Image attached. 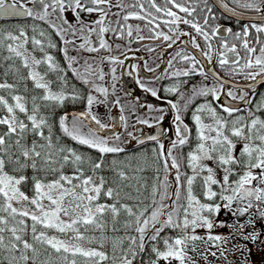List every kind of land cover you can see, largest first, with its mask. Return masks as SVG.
I'll return each instance as SVG.
<instances>
[{"label": "snow or ice", "instance_id": "6c2138e0", "mask_svg": "<svg viewBox=\"0 0 264 264\" xmlns=\"http://www.w3.org/2000/svg\"><path fill=\"white\" fill-rule=\"evenodd\" d=\"M199 2L205 5L199 9L206 13L203 16V25L181 17L172 10L178 9L187 17H192L197 7L189 4L188 0H164L163 7L157 5L155 0H148L150 9H154L155 13L163 12L164 16L170 18L163 20L162 23L176 36V39H173L172 36L160 31L156 32L153 38L162 37L163 41H170L168 47H171L180 36L190 35L188 32H177L172 26L179 23L189 25L198 36L203 37L207 50L202 54L211 61L213 45L210 41L218 35L220 27L217 25L209 31L205 30L209 20L215 17L212 15L213 10L208 0ZM232 2L239 8L254 12L256 17L264 22V0ZM29 4L33 6L29 7ZM168 5L172 8L167 7ZM221 7L233 16L239 15L234 8H229L227 3L222 2ZM113 8L118 11L112 12ZM129 8H139V11H127ZM68 11L74 14L75 23L70 22L65 16ZM81 13H97L99 18L85 23ZM122 13L126 14L121 15ZM109 16L116 19L107 20ZM11 17L43 21L53 29L63 43L60 51L63 53L67 68L61 67L46 51V48L57 47L50 34L46 35L44 31H39V36L47 40L45 48L42 39L36 38L35 35L29 37L22 26L18 29V34L0 31V48H6L9 53L4 59L12 61L19 59L21 67L28 70L27 76L19 75L20 68L9 65L5 76L12 72L18 77L17 82L30 80L33 89L40 92L39 95L31 96L29 108L25 96L14 94L15 84L6 81L0 83V90H8L13 102L9 103L8 99L0 95V109L6 113L0 117V126L6 129L0 134V253H7L5 257L7 264H108L109 261L111 264H134L146 251L149 242L154 257L150 258L149 264H158L161 260L167 264H173L174 261L177 264H196L188 253L189 249L196 251L198 241L206 245L200 255L207 260V255L214 257L217 255L216 251H210L213 247L224 256L227 249L222 245H226L237 235L253 242L259 239L260 233L255 231V225L257 221H264V119L256 113L264 112V95L255 104V111L249 107L246 115H234L240 112V109L229 106L222 108L227 116L220 115L211 101L198 105L192 112L197 143L195 148L187 153L188 171L185 172L181 171L185 158L182 155L178 156L176 150L183 149L189 144L190 129L184 123L181 112L188 108L195 97L211 96L213 101L218 99L219 89L206 85L198 89L194 87L191 96L185 98L184 94L180 95L179 100L184 101L182 106L179 100L169 101L171 109L175 112L173 117L175 139L172 140L171 147L165 150L164 145L160 143V136H166L167 130L160 131L159 135L147 136V140L156 141L158 145V148L153 149L152 162L156 166V175L149 191L148 184L141 182L143 177L129 176L125 171L128 169L134 173H142L148 166L146 160L137 161L135 168L132 161L137 158L134 157L126 158L125 161L116 158L107 160L109 154L115 156L123 152L124 148L117 143L121 139L119 134L113 133L111 140L100 134L108 129L109 125L92 112L93 106L105 104L109 95L106 87L92 79L95 77L103 81L104 72L87 60L82 65V71L74 67L78 63V58L70 55L68 48L75 46V40L79 38L83 42L74 47L76 52L84 50L95 53L109 49L105 34L111 32L115 33L117 38H122L124 25L120 23L121 19L124 22L130 18L147 20L145 27H148L157 17L152 11L144 8L141 0H133L131 4H126L124 0H0V18ZM113 23L117 26L113 27ZM32 31L37 32V25L32 26ZM135 31L139 33L141 29L137 27ZM224 31L230 34L234 41L239 42L245 56H240L237 43L229 45L227 39H222L220 44L222 50L218 52L220 67L236 65L241 71L249 69L245 74L246 79L252 81H256L257 77L264 79V41L260 38L264 35V23L246 24L235 33L231 28ZM253 31L257 34L255 44L259 47V55H256L257 49L249 40ZM93 34L98 41V47L93 45L91 39ZM132 35L133 29L129 25L127 36ZM69 36L72 38L69 39ZM136 39L143 40L145 37L138 35ZM29 42L32 45L31 52L26 48ZM192 44L200 49L196 36H192ZM37 50L42 53L41 58L34 55ZM228 53L233 54L231 60ZM176 56L182 61L191 62L193 66L184 70L177 69L170 73L171 76L187 77L197 71L195 65L199 61L194 55H182L177 52ZM103 59L112 64L124 63L115 56ZM241 59L246 61L243 65H240ZM168 64L171 67L172 61H168ZM41 65L46 66L44 73L38 71ZM147 70L155 71L152 68ZM235 70L232 69L233 72ZM66 71H71L76 79L90 89V92L86 98L87 111L72 114L71 118L68 113L61 115L58 120L59 129L63 136L76 144L99 153L97 159L78 152L74 147L61 144L60 137L54 139L53 123L49 122V116L42 114L44 110L54 114L67 100L81 99L74 86L70 92L67 90ZM198 71L200 75L206 76L202 68ZM111 72L115 81L116 69L112 68ZM49 73L56 74L55 82L47 79ZM213 76L216 74L213 73ZM216 79L221 78L217 76ZM53 83L59 84V90L53 89ZM137 83L153 97L157 96L155 89L146 87L139 80ZM220 87H223V83ZM178 90V86L175 85L165 88L166 93H177ZM93 91L104 96L105 100H98L92 94ZM228 95L251 105L247 94L237 97L234 92L229 91ZM115 103L119 104V100L117 99ZM147 108L149 113L158 111L160 114L137 119L136 122L152 127L154 121L158 126L164 120V110L153 109L151 105ZM121 112L123 113L122 106ZM205 118L212 122L205 123ZM120 120L125 122L124 127L127 129L126 117L123 114ZM86 121L88 123H85ZM29 135L33 137L30 145L25 142ZM128 135L131 136L132 133ZM138 142L142 144L144 140L138 139ZM66 167L72 169L71 174L65 173ZM29 170L31 176L28 175ZM173 170L174 180H170V173H173ZM105 171L113 173L112 180L103 175ZM161 171L163 176L160 175ZM49 176L52 179H49ZM131 180H135L136 184L126 183ZM197 181H200V196L194 191ZM29 183L31 196L22 190ZM129 188L133 189L135 195L126 191ZM222 210L235 217V222L228 224L226 221L218 220L217 217ZM246 215L248 219L243 224L239 223L240 218ZM218 227H229L232 234L230 236L214 234L213 230ZM249 227L253 231L246 233L245 229ZM199 229L205 230V234L199 235L197 232ZM29 231L31 242L25 238ZM49 231L59 235H49ZM166 231L177 234L162 236ZM161 242L163 250L158 246ZM108 245L111 246L110 255L105 250ZM78 257L82 260H78ZM0 264H5V260L0 259Z\"/></svg>", "mask_w": 264, "mask_h": 264}, {"label": "flooded vegetation", "instance_id": "af4514ba", "mask_svg": "<svg viewBox=\"0 0 264 264\" xmlns=\"http://www.w3.org/2000/svg\"><path fill=\"white\" fill-rule=\"evenodd\" d=\"M219 1L227 3L229 8H234L239 15L233 16L230 12L225 11L221 7ZM219 1L208 0V4L212 7L213 10L212 15L215 17V19L209 20V24L205 28V30L209 31L212 27H215L217 25H219L220 27L218 35L210 41L213 45V58L211 61H209L202 54L203 51L207 50L206 42L203 40V37L198 36L189 25L179 23L178 25L172 26L177 29V32H188L190 33V35L180 36L179 39L176 40V43L173 44L171 47H168L170 41H163L162 37L153 38L155 36V33L160 31H163L164 33L172 36L173 39H176V36L169 31L168 26H165L162 23L163 20L170 18L164 16L163 12L155 13L154 9H150L148 0H141V3L143 4L146 10L152 11L153 15L157 17L153 24L148 25V27H145L147 20L130 18L127 22H124L121 19L120 23L124 25L122 38H117V35L111 32L105 34V39L106 42L109 44V49L100 50L95 53H89L84 50L76 52L74 50V47H78V45L83 42L79 38L75 40V46H70L68 48L69 54L75 55L78 58V63L74 65V67H77L82 71V65L84 64V61L87 60L89 63L93 64L94 67H99L104 72L105 78L103 81H100L95 77H93L92 79L95 81V83L106 87L108 89L109 95L107 97L106 103L94 105L92 108V112L97 115L102 122L109 125V127L113 123L114 114L118 115L119 118L123 114L126 117L127 129H125L124 127L125 122L120 120V140H122V138L126 136L134 138L136 137V134H134L135 132H138V130L140 129L141 131H145V128L149 127L145 124H138L136 122L137 119L148 118L149 116H157L160 114L158 111H152L151 113H149V110L147 108L148 105H151L153 109H163L164 119L168 117L169 113L173 114L174 117L175 112L171 109L169 101L177 102L181 94H184L185 98L191 96L194 87L197 89L205 85L208 87H216L219 89V97L220 95L224 94L230 100L233 101H237L239 99H233L231 96H229V91L234 92L237 97H239V95L241 94H247V89L241 86L252 81L250 79L245 78V74L247 71H249V69H244L243 71H241L238 66L231 64L226 65L224 68H221L218 63V52L222 50L220 47L221 40L227 39L229 45H231L232 43H237V48L240 53V56L244 57L245 52L242 48L239 47V42L234 41L232 36L226 33L224 29L231 28L232 32L235 33L240 31L241 28L246 24H260L264 22L253 21L252 19L256 17V14L254 12L239 8L238 6L233 4L232 0ZM124 2L126 4H131L133 3V0H124ZM155 3L161 7L164 6V0H155ZM188 3L197 7V11L193 14L192 17H187L185 13L179 12L178 9L172 8L171 5H168L167 7L172 8V10L176 11L179 16L191 19L194 22H198L203 25V16L206 13L201 12L199 9L204 8L205 5L199 2V0H188ZM28 6L32 7L33 5L29 4ZM116 11H118V9H112V12ZM127 11L138 12L139 8H129L127 9ZM123 14L126 13H122L121 15ZM141 15H143V13H141ZM65 16L70 22L75 23L74 14H72L70 11L66 12ZM81 17L85 21V23H89L98 19L99 15L97 13H81ZM54 18L55 17H50V19ZM115 19L116 18L113 16H109L107 18V20L111 21H114ZM148 19H151V17H148ZM255 19L259 20L258 17H256ZM0 22H7L12 24L13 26H18V29L21 26L24 27L28 36L32 32V34H35L38 39H42L45 48L47 45V40L39 36V31H44L46 35L50 34L53 42L57 44V47L55 49L46 48V51L51 54L54 59L59 61L65 67V69L67 68L66 62L63 58V53L60 51V49L63 47L62 41H60L59 37L55 35L54 30L49 28L48 25L45 24L43 21H34L31 18L12 17L7 19L0 18ZM34 24L37 25L36 33H33L32 31V26ZM129 25L133 29L132 37L127 36V27ZM157 25L159 26L157 27ZM112 26L116 27L117 25L113 23ZM137 27L141 29L139 33L135 31ZM149 29H152V31H149ZM138 35L144 36L145 39L137 40L136 37ZM256 35L257 34L253 31L251 36L249 37V40L252 43V46L256 47L257 49L256 55H259V47L255 44ZM192 36H196V42L200 45V49H197L193 46ZM68 38L71 39L72 37L69 36ZM260 38L262 41H264V35H261ZM91 39L93 41V45L98 47V41L96 39L95 34H93ZM177 52H180L182 55H194L199 61V63L195 65L197 71L191 73L187 77L171 76L170 73L176 71L177 69L184 70L193 66L191 62L182 61L180 57L176 56ZM227 55L230 60L233 58L232 53H228ZM108 56H115L118 59L123 60V65L112 64L109 61L103 59ZM173 57L176 58L173 59ZM170 60L172 61L171 67L168 64V61ZM245 62L246 61L244 59H241L240 65H243ZM112 68L116 69L115 81L112 79ZM148 68L155 69V71L150 72L147 70ZM201 68L206 73V76L199 74L198 70ZM233 68L236 69L235 72L232 71ZM252 70L254 71L255 69ZM67 72L69 73V77L71 78V80L76 84V87L82 90L81 99L83 100L84 104L79 110L87 111L86 98L90 92V89L86 85L82 84L78 79H76L71 71ZM209 72L217 74L221 79L225 81L223 87H220L222 82L214 78ZM138 80L141 81L146 87L155 89L157 92V96L153 97L150 92H147L143 88H141L140 84L137 83ZM124 81H126L128 85L129 82L134 83L135 87L138 90L144 91L146 94L137 95L135 93L129 92L125 89ZM113 84H115V89H113ZM174 85L178 86L179 90L177 93L165 92V88L172 87ZM92 94L95 95L98 100H105V97L99 93L93 91ZM263 94L264 84L261 85L258 88L257 92L252 95L251 103L254 97H257L259 95L261 97V95ZM140 95H142V99L140 98ZM117 99L119 100V104L115 103ZM148 100L150 101L147 102ZM216 100L213 101L211 96L195 97L193 98L192 103L188 106V108L181 112V116L184 123L187 124L190 129L189 143H191L193 137L196 135L195 124L192 120V112L198 105L203 104L206 101H211L213 107L216 108L218 114L227 116V114L222 111V108L216 103ZM179 102L182 106L184 101L179 100ZM121 106L123 107V113L121 112ZM250 106L251 105H248V108L246 110L240 109V112L235 113L234 115H246L247 110ZM205 121L208 122L210 121V119L205 118ZM171 122V129L173 131V134L175 135L173 118ZM152 124L156 125L154 121H152ZM128 133H132V135L129 136ZM148 144H153L154 146L158 147L156 141L150 142ZM188 145L189 144L183 147L184 149H182V152L186 151ZM244 217L247 218L248 216L246 215ZM255 228L259 230V237L261 238L262 242H264V221H257Z\"/></svg>", "mask_w": 264, "mask_h": 264}, {"label": "trees", "instance_id": "16d2710c", "mask_svg": "<svg viewBox=\"0 0 264 264\" xmlns=\"http://www.w3.org/2000/svg\"><path fill=\"white\" fill-rule=\"evenodd\" d=\"M0 31H3L4 33L8 32V31H12V32L18 34L17 33L18 32V26H13L12 24L7 23V22H0ZM33 35H35V34H32V32H31L29 37H32ZM36 38H38V37L36 36ZM27 45L32 50L31 43L29 42V44H27ZM8 55H9V53L6 51V48H0V83H3V82L6 81L8 83L15 84L16 85V92L14 94H19V95L25 96L28 99V106L30 108L31 107V96L32 95H39L40 92H39V90H34L33 89V85H32V82L30 80L17 82L18 81V77L16 75H14L12 72H8V75L5 76V72L8 70L9 65H14V67L20 68L19 75L27 76V71H28L27 69H24L23 67H21V62L19 61V59H16L15 61L5 60L4 57L8 56ZM35 56L37 58H41L42 57V53L37 50L35 52ZM57 62L61 65V67H64L59 61H57ZM38 71H40L41 73H44L46 71V66H44V65L39 66L38 67ZM65 74H66L67 79H68L67 90L70 92L72 87L74 86L76 91L79 93V95L82 96V90L76 87V84L69 77V73L66 71ZM47 79L52 80V81L55 82L56 81V74L55 73H49V75L47 76ZM25 87H27V91H25ZM53 89L54 90H59V84L58 83H53ZM0 95H3L6 99H8L9 103H13L11 101V98H10L11 94L9 93L8 90H0ZM260 99H261L260 95L257 96V97H254V99H253V101L251 103V106H250V107H252L253 111H255V104ZM83 104L84 103H83L82 99L77 100V101H72L71 99H69V100H67L64 103L63 106L58 107L55 110L54 114L51 111H47V110L42 111V114H45V115L49 116V118H50L49 122L53 123L54 139H55V137H60L61 138V140H60L61 144H64V145H67V146H70V147H74V148H76V150L78 152L89 154L94 159H97L99 157V153H97L95 150L88 149L86 146H82V145L76 144L70 138L63 136L62 132L59 129V125H58L59 117L61 115H63L64 112H66V111L81 109ZM5 114H6L5 110L0 109V117L4 116ZM256 114L259 115L262 119H264V112H257ZM5 130L6 129H5L4 126H0V134H2ZM32 139H33V137L31 135H29L25 142L30 145ZM192 145H193V143L191 141V143H189V145H188V148L192 147ZM154 148H158V147L154 146L153 144H146V145L140 146V147H138L136 149H133V150L123 151L121 153L115 154V156L113 154H109L107 156V160L111 161L113 158H116V159H118L120 161H125L126 158H133L134 157V158H137V159H134L132 161L133 168H135L137 166V161L143 162V161L146 160L148 166L146 167V170L143 171L142 173H134V172H132V171H130L128 169H125V171L127 172V174L129 176L143 177L144 179L141 182L142 183L146 182L148 184V186H149V191H150L151 185L153 183L154 176L156 175V173H155V167L156 166L152 162L153 161V157H154V153H153V149ZM186 154H187V151H186ZM177 155L178 156L182 155L185 158V151L182 152V149L178 148ZM8 170L10 171V169H8ZM64 171H65L66 174H71L72 169L70 167H66L64 169ZM181 171L182 172L186 171L185 159L183 161V164H182V167H181ZM28 175L29 176L32 175L30 170L28 172ZM103 175H105L109 180L113 179V173L112 172L105 171L103 173ZM160 175L163 176V172L162 171H161ZM49 179H52V177L49 176ZM232 179H236V177H232ZM126 183H131V184L135 185L136 181L135 180H131V181H127ZM22 190L25 191L26 194H28L29 196L32 195L31 184L30 183L26 184L22 188ZM126 191H130V192L133 193V195H135V192L131 188L126 189ZM194 191L196 192V194L198 196H200V194H201L200 181L196 182V185L194 186ZM145 195H147V192H145ZM201 199H203L202 196H201ZM124 202L130 203V204L133 203V201H124ZM122 219H123V217H122ZM30 223L31 222L29 221V224ZM81 231H83V229H81ZM48 234L52 235L53 231H49ZM88 234H91V233H88ZM120 234H123V233H120ZM176 234H177L176 232L166 231V232L162 233V236H166V235L175 236ZM97 235H98V233H97ZM109 235H111V233H109ZM25 238L28 239L29 242H31V240H30V231H29V234ZM86 246H88V247H97V245H86ZM158 246L161 248V250H163L164 246H163L162 242ZM105 250L108 251L109 255L111 254V246L110 245H108ZM18 254L19 253H17V255ZM6 255H7V253H0V259H4L5 260V264H7V261L5 259ZM29 255H30V253H29ZM150 258H154L152 256V254H151V242H149L147 244L146 251L144 253H142L137 258V260L134 262V264H149ZM78 260H82V258L78 257ZM108 264H111V262L109 261ZM158 264H167V263H158Z\"/></svg>", "mask_w": 264, "mask_h": 264}, {"label": "rangeland", "instance_id": "374dc122", "mask_svg": "<svg viewBox=\"0 0 264 264\" xmlns=\"http://www.w3.org/2000/svg\"><path fill=\"white\" fill-rule=\"evenodd\" d=\"M28 51H32L28 45H26ZM35 55V53H34ZM205 123H211L212 121H204ZM87 129H84L86 131ZM192 147L187 148V153L193 150L197 143V135L193 137L192 140ZM185 151V167H186V154ZM211 163V162H209ZM186 171H188L186 167ZM218 220L226 221L228 224H232L235 222V217H233L230 213L222 210L221 213L217 217ZM248 217L240 218L239 223L243 224ZM253 229L251 227L245 229V232H252ZM255 231L259 233V230L255 228ZM199 235H204L205 230L199 229L197 230ZM214 234H222L225 236H230L232 234V229L229 227L224 228H215L213 230ZM52 235H59L58 233L53 231ZM71 235V233H69ZM61 238H65L61 236ZM227 249L224 256H221L220 253L217 251L215 247L211 248L210 251H216L217 255L211 256L210 254L207 255V260H205L200 253L204 252L206 245L202 242H197V249L195 252L189 249V255L192 259L196 262V264H264V242H262L261 238L255 242L251 240H244L242 237L238 235L228 241L226 245H222ZM88 247V246H87ZM235 249V250H234ZM158 263H167L165 261H159ZM173 264H177V262H173Z\"/></svg>", "mask_w": 264, "mask_h": 264}, {"label": "water", "instance_id": "95a60500", "mask_svg": "<svg viewBox=\"0 0 264 264\" xmlns=\"http://www.w3.org/2000/svg\"><path fill=\"white\" fill-rule=\"evenodd\" d=\"M217 1H219V0H217ZM219 2L221 5L222 2L221 1H219ZM255 18L256 17H254L252 20L253 21H260V20H257ZM4 19H7V18H4ZM209 73H211V72H209ZM211 75L213 76V73H211ZM217 76L218 75L216 74V76H213V77L216 78ZM219 81L222 82L223 84H225V81L223 79H220ZM124 84H125V89L131 93H135L137 95L146 94L144 91L138 90L135 87L134 83L129 82V85H128V83L126 81H124ZM263 84H264V79H262L261 77H257L256 81H250V82L242 85L241 87L247 89V99L251 101L252 95L254 93H256L258 88ZM140 98L142 99V95H140ZM149 101L150 100H148L147 102H149ZM216 103L221 108H223L224 106H229V107H236V108L243 109V110H246L248 108V105H249V104L244 103L241 100H237V101L230 100L224 94L220 95L219 99L216 100ZM81 112H85V111L70 110V111L64 112V114L68 113L69 117L71 118L72 114H79ZM172 118H173V114L169 113L168 117L166 119H164L163 121H161L158 126L153 125L152 127H146L145 131H141V129H140V130H138V132L134 133V134H136V137L132 138V137L126 136V137H123L122 140L118 141L117 143L121 147L124 148V151L133 150V149H136V148H138L144 144H148L150 142H155V141L147 140V136L159 135L160 131L167 130L166 136H160V143H162L164 145V149L167 150L168 148L171 147L172 140L175 139V135L173 134V131L171 129ZM85 123H88V122L86 121ZM120 126H121L120 118L118 115L114 114L112 125L108 129H106L104 132H101L100 134L107 136V138H109L111 140V139H113V133H115V134L120 133ZM138 139H143L144 143H142V144L139 143ZM177 152H178V149L176 150V154H177ZM170 180H174V170H173V173H170Z\"/></svg>", "mask_w": 264, "mask_h": 264}]
</instances>
